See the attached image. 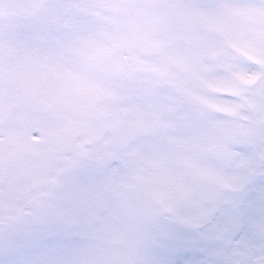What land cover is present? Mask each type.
Wrapping results in <instances>:
<instances>
[{
    "label": "snow or ice",
    "instance_id": "obj_1",
    "mask_svg": "<svg viewBox=\"0 0 264 264\" xmlns=\"http://www.w3.org/2000/svg\"><path fill=\"white\" fill-rule=\"evenodd\" d=\"M0 264H264V0H0Z\"/></svg>",
    "mask_w": 264,
    "mask_h": 264
}]
</instances>
